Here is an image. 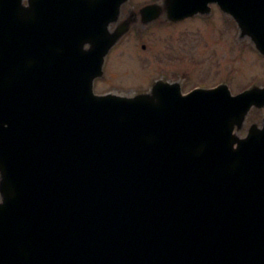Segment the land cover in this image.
<instances>
[{"label":"water","instance_id":"water-1","mask_svg":"<svg viewBox=\"0 0 264 264\" xmlns=\"http://www.w3.org/2000/svg\"><path fill=\"white\" fill-rule=\"evenodd\" d=\"M125 1L0 0V264H264V127L232 134L264 88L204 91L194 108L94 95ZM208 2L264 53V0H167V17ZM187 165L212 183L208 201L150 187Z\"/></svg>","mask_w":264,"mask_h":264},{"label":"rangeland","instance_id":"rangeland-1","mask_svg":"<svg viewBox=\"0 0 264 264\" xmlns=\"http://www.w3.org/2000/svg\"><path fill=\"white\" fill-rule=\"evenodd\" d=\"M150 1L153 0H131V5L136 7ZM217 14L213 11L208 17L190 18L182 21L180 25L176 23L173 26H165L166 28L159 27L158 25L161 24H157L158 22L145 28L132 27L120 42L126 43L125 46L114 53L110 51L105 58L107 77L104 75L97 79L94 89L97 92L106 89L120 92L128 89L148 90L159 77L168 82L179 81L183 92L199 86L212 87L225 83L232 93H237L251 84H261L264 82V57L254 53L244 39L236 42V28L233 21L225 15L219 17ZM210 21L215 23L214 31L212 26L204 28L206 27L204 25ZM199 33L201 35L197 40L195 35ZM138 35L145 37L144 50H141L142 46H137V50L135 49V37ZM195 41L201 43V53L199 49L197 56L195 52L187 51L185 48V45L189 46ZM179 47H183L184 50L181 57L179 54L182 51ZM192 53L194 59L190 57ZM113 54L115 56L112 57L110 65L109 57ZM215 55L218 56L215 58ZM147 68L150 69L145 74ZM111 71L112 74H109ZM151 72L153 74L150 76ZM142 75L145 76L141 77ZM107 80L110 82L106 84ZM110 83H113L114 86H111L113 88L108 87ZM263 116L264 108L251 110L246 124L248 126L253 123L259 124ZM244 129L239 134L242 135Z\"/></svg>","mask_w":264,"mask_h":264},{"label":"bare ground","instance_id":"bare-ground-1","mask_svg":"<svg viewBox=\"0 0 264 264\" xmlns=\"http://www.w3.org/2000/svg\"><path fill=\"white\" fill-rule=\"evenodd\" d=\"M148 149L151 152L155 153L154 156L159 153L157 145L151 141L148 144ZM212 155L214 157L217 156L216 153H214V152L212 153ZM179 159L181 161H183V164L187 163L188 160H191L189 157H185L184 155H183V157L180 156ZM141 160L146 162V164L149 165L150 167L152 166V162H151L152 160H148V158L146 156H141ZM182 166L183 165H181L179 167L180 170L182 169ZM195 169H196L195 167L193 168L192 166L187 165V167L184 170H182L181 172L176 171V175H171L170 173H161V175L157 178H155V176H154V178H148V180H150V183H151L150 187L154 190L160 189L163 191V193L169 194L171 196H173L172 193H175L178 196H181V197L187 198V199H189L190 197L193 200H194V197L196 199H198V198L206 199V196H210V194L207 191H205L204 188L201 186L205 185V186L210 187L212 185V183L206 179V175L195 172L196 171ZM154 170H156V169L151 170V172L153 174H155L157 172ZM135 173H137V172H135ZM186 174L188 175V177L185 176ZM179 179L183 182V184L179 181ZM179 184L185 186V188L187 189L186 190L187 196L184 194L185 191H183V188L177 186ZM183 204H184L183 202H180L178 204H174L172 201H170L169 207H173V206L181 207ZM157 237H161L164 241L167 238V236L162 234V233L158 234ZM168 246H169V244H168ZM170 248H171V246H170ZM183 261L184 262H181V263H187L188 262L189 264H193V263L189 262L191 260H188V259H183Z\"/></svg>","mask_w":264,"mask_h":264}]
</instances>
